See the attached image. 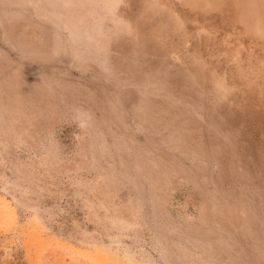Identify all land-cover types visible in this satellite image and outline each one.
<instances>
[{
  "label": "rangeland",
  "instance_id": "374dc122",
  "mask_svg": "<svg viewBox=\"0 0 264 264\" xmlns=\"http://www.w3.org/2000/svg\"><path fill=\"white\" fill-rule=\"evenodd\" d=\"M0 64V264H264V0H0Z\"/></svg>",
  "mask_w": 264,
  "mask_h": 264
},
{
  "label": "bare ground",
  "instance_id": "6f19581e",
  "mask_svg": "<svg viewBox=\"0 0 264 264\" xmlns=\"http://www.w3.org/2000/svg\"><path fill=\"white\" fill-rule=\"evenodd\" d=\"M17 1H19V0H17ZM53 12H54V11H53ZM55 17H56L55 21H56V20H59L61 23L65 22L64 19L62 20L61 17L59 16V14H57V13H54V16L51 17V20L54 19ZM15 20H16V24H17V21H18L19 19L15 18ZM52 21H53V20H52ZM56 22H57V21H56ZM61 23H60V24H61ZM16 24H15V25H16ZM57 25H58V24H57ZM65 25H66V23H65V24L63 23V26H64V27H65ZM61 26H62V24H61ZM58 27H59V26H58ZM55 31H57V30L55 29ZM73 43H74V42H73ZM73 43H72V45L75 44V43H74V44H73ZM139 47H140V46H139ZM135 48L137 49V46H136ZM136 49H135V50H136ZM135 50H134V51H135ZM136 51H137V50H136ZM131 57H132V56H131ZM90 59H91V58H90ZM114 59H115V58H114ZM116 60H117V59H116ZM114 61H115V60H114ZM99 63H100V62H99ZM126 63H127V62H126ZM130 63H131V62H130ZM84 64H85V63H84ZM100 64H101V63H100ZM122 64H123V63H122ZM127 64H128V63H127ZM0 65H2V64H0ZM86 65H87V64H86ZM120 66H121V65H120ZM116 67H117V66H116ZM0 68H2V67L0 66ZM119 71H120V70H119ZM122 72H123V71H122ZM141 72H142V70H141ZM126 73H127V72H126ZM128 74H129V72H128ZM7 76H8V75H7ZM142 77H143V76H142ZM5 79H6V78H5ZM124 80H125V77H121V76H120V83H119V84L122 85ZM136 83H137V82H136ZM126 84H127V83H126ZM2 90H3V88H2ZM2 90H1V91H2ZM143 93H145V92H143ZM96 137H97V136H96ZM91 144H92V145H95L94 141H92ZM168 168H169V167H168ZM162 171H163V170H162ZM164 171L167 172L168 169L166 170V168H165ZM164 171H163V172H164ZM170 171H171V169H170ZM162 183H163V182H162ZM232 220H233V219H232ZM232 224H233V223H232ZM233 227H234V226H233ZM244 229H245V228H244Z\"/></svg>",
  "mask_w": 264,
  "mask_h": 264
}]
</instances>
